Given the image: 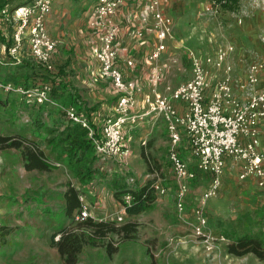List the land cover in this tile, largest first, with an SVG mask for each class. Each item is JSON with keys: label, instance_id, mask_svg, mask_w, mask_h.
<instances>
[{"label": "rangeland", "instance_id": "obj_1", "mask_svg": "<svg viewBox=\"0 0 264 264\" xmlns=\"http://www.w3.org/2000/svg\"><path fill=\"white\" fill-rule=\"evenodd\" d=\"M67 1L85 2L88 8L99 0ZM211 1H170L167 11L175 21L176 33L164 57V85L179 88L194 79L191 53L204 60L227 50L225 70L216 76L222 82L230 80L233 100L246 111L264 95V0H240L236 9L225 10L219 18L205 14ZM19 2L11 11L32 5L35 0ZM238 17L244 19L242 26L236 24ZM14 29L15 24L5 22L0 15V32L9 37L7 41H12ZM28 43L27 38L20 65L9 55H0V83L31 88L36 82L49 80V74L31 56ZM255 66L259 67V78L252 84L250 76ZM55 93L57 106L37 109L20 95L0 90V135L35 147L50 168L29 172L22 150L0 147V264H64L54 242L66 229L82 232L79 225L89 219L114 223L120 231L86 245L79 264H264V246L262 257L229 253V246L246 233L264 238V187L255 178H240V161L227 160L218 195L202 204L212 176L199 170L183 134L179 153L196 179L189 186L181 211L179 179L171 161L170 133L164 120L128 128L134 146L128 160L103 159L94 148L85 156L78 154L71 165L61 138L63 127L71 126L63 108L73 104L68 97L60 98ZM179 111L184 113L183 109ZM227 114L232 116L233 112L228 110ZM258 130L260 150L264 152V118ZM241 141L246 146L250 138L244 133ZM157 182L166 193L152 189ZM146 188L151 197L147 211L129 217L127 198L131 196L132 203L134 194ZM72 189L78 191L82 209L69 217L66 195ZM200 208L208 221L203 236L195 232L194 212ZM82 212H87L88 218L78 221L77 215Z\"/></svg>", "mask_w": 264, "mask_h": 264}, {"label": "built area", "instance_id": "obj_2", "mask_svg": "<svg viewBox=\"0 0 264 264\" xmlns=\"http://www.w3.org/2000/svg\"><path fill=\"white\" fill-rule=\"evenodd\" d=\"M140 1V27L130 32L139 41L146 40L148 34H154L156 43L147 60L150 67L147 83L139 84L131 79L130 72L135 69L131 50L119 43L120 26L116 22L122 7L128 0H99L90 13V30L98 37L96 59L100 64V76L112 82L119 94V102L103 126L98 136L90 119L75 106L64 107L66 118L72 124L81 126L89 132L94 148L103 159L128 160L132 150L126 138L127 127L144 123L153 117L164 120L168 125L171 139V161L179 179V208L183 211V201L189 192V186L196 179L187 162L179 153L183 134H186L190 153L198 161V168L212 176L211 187L204 193L203 202L218 195L227 169V160L234 159L242 164L240 178H255L260 187H264V152L260 150L261 136L258 130L260 119L264 118V95L255 99L246 111L233 100L230 80H218L216 74L225 70L228 51L221 50L216 58L200 60L191 53L194 79L179 88L164 86V69L160 60L170 51V45L176 33V24L167 9L171 0H136ZM56 0H35L32 5L3 10L0 15L7 23L15 24L12 46L0 43V55H9L17 65L29 39V49L33 59L51 75V81H41L33 87H16L12 83H0V90L9 94H18L31 106H57L54 100L56 80L55 53L58 41L49 33L47 19ZM226 1L212 0L206 6L205 14L219 18L225 12ZM237 25L242 26L244 19L238 17ZM123 65H120V62ZM259 67H253L250 76L252 84L258 83ZM218 80V85L215 81ZM215 87V89H214ZM142 97L144 113L134 114L138 107V98ZM259 97V96H256ZM184 103V113L176 103ZM231 110L233 115H228ZM246 133L250 142L243 146L241 136ZM152 189L166 193L162 185L154 183ZM2 183L0 181V199ZM132 197L127 198L131 206ZM196 217L195 232L204 235L208 225L202 208L194 212ZM87 212L77 215L78 221H85ZM122 221V217L119 218ZM59 240V239H58Z\"/></svg>", "mask_w": 264, "mask_h": 264}, {"label": "crops", "instance_id": "obj_3", "mask_svg": "<svg viewBox=\"0 0 264 264\" xmlns=\"http://www.w3.org/2000/svg\"><path fill=\"white\" fill-rule=\"evenodd\" d=\"M85 5V2L84 4H72L67 0H56L53 4L52 12L48 16L49 33L59 43L54 57L56 64L55 76L57 79L53 80V83L57 94L54 93L60 98L73 96L76 104L72 106L77 107L80 112L90 119L97 133L99 130V136L103 132L106 120L114 114V106L119 102V94L113 87L112 82L100 76V64L96 59L99 39L90 30V13L93 6L85 8ZM141 8L140 1L128 0V3L122 7L117 16L116 22L120 26L119 43L131 50V56L135 61L136 67L131 70L130 77L137 80L139 84L145 85L150 70L147 58L153 50L156 37L154 34H148L146 40L139 41L130 34L134 28L140 27ZM164 57L159 63L164 69V80L166 81ZM121 64L123 65L122 61L120 62ZM51 80L52 78L49 74V80L47 81ZM163 91H165V88H163ZM115 98H117L116 103L113 101ZM176 105L183 111L186 109L184 103L177 102ZM39 107L42 106H36L35 108L38 109ZM144 112V104L139 97L138 107L134 114H142ZM156 121H158L157 118L150 117L145 122L150 125V123H155ZM70 125L73 124L71 123ZM68 127H63V133ZM128 128H126L125 133L133 153L134 146Z\"/></svg>", "mask_w": 264, "mask_h": 264}, {"label": "trees", "instance_id": "obj_4", "mask_svg": "<svg viewBox=\"0 0 264 264\" xmlns=\"http://www.w3.org/2000/svg\"><path fill=\"white\" fill-rule=\"evenodd\" d=\"M226 1V10H234L239 6L240 0H223ZM19 0H0V13L5 9H12L13 5H19ZM0 32V41L8 43V47L12 46V41ZM28 78H26L27 81ZM19 80V79H18ZM20 82L23 79L19 80ZM38 83V82H36ZM68 101L75 105L76 102L73 96L68 97ZM61 142L66 145V153H68V161L71 165L75 163V158L78 154L85 156L94 149V144L89 137V132L81 126L73 124L69 126L62 134ZM0 147L2 149L14 148L22 150L25 167L28 171H49V165L45 161L43 153H39L35 147L25 146L24 143L14 141L12 137L0 135ZM83 163V160H80ZM148 189L141 190L134 194V200L131 206L127 207L129 217H135L147 211L151 197H149ZM67 215L72 217L76 212L81 211L82 205L79 198V193L75 189L70 190L67 195ZM82 232L66 229L61 232V237L58 242H54V246L59 250V253L64 261V264H79L80 255L86 245L92 244L94 241H102L109 233H117L120 230L114 223H97L93 219H89L79 225ZM123 231V230H122ZM94 243V245H95ZM98 245V244H96ZM264 246V238L252 237L247 233L242 237H237L235 243L229 246V253L238 257L253 254L257 257H262V248Z\"/></svg>", "mask_w": 264, "mask_h": 264}]
</instances>
